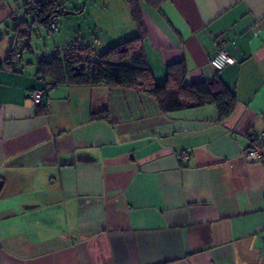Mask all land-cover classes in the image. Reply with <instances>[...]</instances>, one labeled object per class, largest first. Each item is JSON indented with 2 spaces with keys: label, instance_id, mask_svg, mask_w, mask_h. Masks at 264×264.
I'll list each match as a JSON object with an SVG mask.
<instances>
[{
  "label": "crops",
  "instance_id": "1",
  "mask_svg": "<svg viewBox=\"0 0 264 264\" xmlns=\"http://www.w3.org/2000/svg\"><path fill=\"white\" fill-rule=\"evenodd\" d=\"M24 13L22 0L0 1L1 43ZM141 14L156 81L176 64L188 82L220 79L232 114L212 103L163 113L136 88L73 83L51 88L39 114L29 92L56 50L23 51L0 69V264H264V146L243 156L264 137V0H163ZM219 40L235 62L216 70ZM105 108L110 121L92 119Z\"/></svg>",
  "mask_w": 264,
  "mask_h": 264
},
{
  "label": "trees",
  "instance_id": "2",
  "mask_svg": "<svg viewBox=\"0 0 264 264\" xmlns=\"http://www.w3.org/2000/svg\"><path fill=\"white\" fill-rule=\"evenodd\" d=\"M162 1L125 0L137 28L135 35L103 47L95 59H91L92 45L84 38L70 41L64 45L62 52L56 51L46 60L42 59L41 62L45 64V67L40 68V77L48 81L52 87L60 83H73L76 85L105 84L136 88L153 96L163 113L212 103L216 106L219 119L229 117L236 104L235 96L220 79L211 82L205 80L188 82L180 68L181 65L176 64L168 66L165 80L158 83L147 66L143 53L145 30L141 4L144 3L157 9ZM56 9L65 10L63 0H38L35 16H31L34 17L33 21H38L49 29L48 15L56 14L54 12ZM23 23L26 24V29L22 31V35L29 37L30 23L27 21ZM14 30L21 32L18 26ZM2 38L3 36H0V41ZM26 46L29 48V44ZM18 52L20 55H16ZM22 52V49L19 48L10 49L6 58L0 59V69L3 67L14 68ZM83 61L87 62V65L82 64ZM173 67L175 68L173 69ZM48 77L49 79H47ZM50 89L51 87L48 88V91ZM48 91L41 102L36 104L39 114H44L47 111V105L46 102L43 103V99L47 96ZM91 117L92 119L110 121V112L105 108L92 113Z\"/></svg>",
  "mask_w": 264,
  "mask_h": 264
},
{
  "label": "rangeland",
  "instance_id": "3",
  "mask_svg": "<svg viewBox=\"0 0 264 264\" xmlns=\"http://www.w3.org/2000/svg\"><path fill=\"white\" fill-rule=\"evenodd\" d=\"M87 3L89 6L84 12H76L74 14L58 15L59 29L56 32L50 31L44 25L39 23L31 24L30 37L23 36L22 31L26 29L24 21L28 20L30 15H26L23 20L15 21L13 27L19 26L18 30H12L13 34L11 42L8 39L4 42H0V59H5L8 52L12 48L22 49L24 52V60H35V56L47 53L51 55L56 51H63L64 45L70 41L84 38L92 45L91 59H95L97 53L107 45L112 39L118 37H124L125 39L135 35L128 30V26L133 22L131 16L128 22L124 24L125 32L121 36L118 35L116 22L120 20L122 16L118 12V6L120 0H65L64 5L69 11H74L75 7L79 10L83 4ZM125 5V4H124ZM127 8V5H125ZM25 14V13H24ZM18 22V23H17ZM122 26V25H121ZM129 32V33H128ZM128 33V34H127ZM100 39L101 43L98 45L96 40ZM29 44V48L26 46ZM108 46V45H107ZM35 55V56H34ZM90 59V60H91ZM82 64L87 65V62L83 61Z\"/></svg>",
  "mask_w": 264,
  "mask_h": 264
},
{
  "label": "built area",
  "instance_id": "4",
  "mask_svg": "<svg viewBox=\"0 0 264 264\" xmlns=\"http://www.w3.org/2000/svg\"><path fill=\"white\" fill-rule=\"evenodd\" d=\"M1 1V0H0ZM37 1L38 0H22L23 2V8L24 11L27 14L35 16V11L37 8ZM47 25L50 29V31L54 32L58 29V15L57 14H51L47 18ZM16 55H20V52H18ZM235 62V59L233 56L230 55V53L226 50L225 42L222 40H219L216 43V51L213 54V56L209 59L210 65L216 69L221 70L225 66L233 64ZM43 87L40 88H34L29 92V96L31 97V100L36 105L41 102L43 96L48 91V88H53L52 85L48 83V81L43 80ZM262 146H264V137L259 136L256 138H253L250 146L243 152V156L246 160H257L262 155ZM182 159L186 158L185 154H182L180 156Z\"/></svg>",
  "mask_w": 264,
  "mask_h": 264
},
{
  "label": "water",
  "instance_id": "5",
  "mask_svg": "<svg viewBox=\"0 0 264 264\" xmlns=\"http://www.w3.org/2000/svg\"><path fill=\"white\" fill-rule=\"evenodd\" d=\"M57 15H66V14H74V13H76V12H74V11H69V10H63V11H61L60 9H56L55 11H54ZM49 16V15H48ZM1 184H2V181H0V187H1Z\"/></svg>",
  "mask_w": 264,
  "mask_h": 264
}]
</instances>
